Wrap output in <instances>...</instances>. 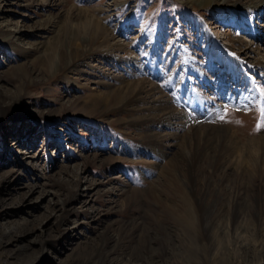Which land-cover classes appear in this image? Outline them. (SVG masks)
<instances>
[{
  "label": "rangeland",
  "instance_id": "rangeland-1",
  "mask_svg": "<svg viewBox=\"0 0 264 264\" xmlns=\"http://www.w3.org/2000/svg\"><path fill=\"white\" fill-rule=\"evenodd\" d=\"M202 1L0 0V264H264V172L195 128L264 132V0Z\"/></svg>",
  "mask_w": 264,
  "mask_h": 264
},
{
  "label": "bare ground",
  "instance_id": "bare-ground-1",
  "mask_svg": "<svg viewBox=\"0 0 264 264\" xmlns=\"http://www.w3.org/2000/svg\"><path fill=\"white\" fill-rule=\"evenodd\" d=\"M210 1L212 0H203L202 2L204 3V5L206 4H210ZM203 5V6H204ZM250 5L248 7V9H258V10H262L261 6H258V5ZM237 10H241V7H237ZM260 19H262L260 17ZM89 24H91L92 28H100V24L99 22L97 21L96 18L94 17H90L89 19ZM262 26V25H261ZM262 27H260L261 29ZM103 29V28H102ZM19 29H15V31H13V33H11V35H16L17 32H18ZM95 31V30H94ZM97 31V30H96ZM101 31V30H100ZM263 31V30H262ZM92 32V31H90ZM100 32H95L94 33V37L92 40H88V42L86 44H83L81 46V50L80 51H75V50H68L67 53H59L58 54V59L54 60L53 61V65H52V68L55 72V74L57 72H60L61 70L66 72H69L71 70H73L75 68V66L80 62V58L82 57H85V54L90 51V50H96L93 48V44H100L98 43L99 39L103 38L102 39V42L104 41V43H106V40L107 38L110 36V34L108 35V33L104 30V33H102V35L99 34ZM262 38V37H261ZM245 40V39H244ZM89 41H92L93 44H90ZM243 42V39L240 40V42ZM101 42V44H102ZM211 55L213 56V54H217L218 52H220L217 47H216V43H213L212 46H211ZM243 50L245 51H249L251 48L250 47H243ZM240 48V49H242ZM241 50V51H243ZM225 60L224 59V63H225ZM227 62V61H226ZM229 62V63H228ZM227 62V66L229 68V70L231 71L230 74L231 76L233 77V79L236 81V79H239L238 77V73H239V70H240V66L238 65V61H235L234 57L231 58V60H228ZM226 64V63H225ZM262 63L259 62V61H256L255 65L258 67H261ZM50 70V69H49ZM245 76V75H244ZM141 82H137V83H134V87L137 88V89H140V85ZM249 84V85H248ZM247 84V88H245L246 90L244 89H241V91L238 93V94H233V93H228L226 95V99H224V102L222 101L221 104L219 106H223V105H230V106H238L240 105V103L244 102V100L246 99V97L248 96H252L253 97V84L250 82H248ZM147 86V85H146ZM143 87V86H142ZM239 88V84L237 86ZM151 88V87H150ZM153 88V87H152ZM157 90V88H156ZM139 91V90H138ZM158 91V90H157ZM147 95H150L152 96V94L155 92V90H149V91H145ZM149 93V94H148ZM140 94V93H139ZM159 94V93H157ZM162 94V92L160 93V95ZM156 95V94H155ZM126 96V95H125ZM131 96V95H130ZM145 96V95H144ZM162 96V95H161ZM115 97V96H114ZM114 97H110L109 95H105L102 97V99L100 100L103 101L104 103H108V104H111L110 106H112L113 104H115L116 102V99H114ZM128 97V96H127ZM126 97V98H127ZM139 100H143V104L145 103V98H142L141 96H139ZM148 97V96H147ZM156 97V96H155ZM163 97V96H162ZM123 98V97H122ZM159 99V98H158ZM130 101V100H128ZM137 101V100H135ZM140 101V102H141ZM148 101V100H147ZM118 102V101H117ZM132 102V101H131ZM151 102V101H150ZM156 104L159 103L160 106L159 108H151L152 105L150 106V108L152 109V112L154 115L150 116H145L146 120L145 122L147 123L146 125L149 126L151 125L150 123L151 122H155L157 125H163L165 124L167 121L169 120H173L174 119V115L172 112V110L170 109V112H167L168 111V103L164 101H158L156 99ZM142 104V103H141ZM152 104V103H151ZM126 105V104H125ZM154 105V104H153ZM163 105H165L163 107ZM142 106V105H141ZM144 106V105H143ZM105 107V106H104ZM130 107V106H129ZM138 107V106H137ZM170 107V106H169ZM122 108V107H121ZM132 108V107H131ZM134 108V107H133ZM148 108V109H150ZM172 108V107H171ZM134 110V109H133ZM120 111V110H119ZM122 111V110H121ZM125 111V110H124ZM147 111V110H145ZM126 112V111H125ZM129 112V111H128ZM136 112V111H135ZM134 115V114H133ZM137 116V115H136ZM139 116V115H138ZM137 116V117H138ZM132 118V117H131ZM130 118V119H131ZM242 120V119H241ZM142 122V121H141ZM136 122L135 121H131V125H135ZM205 128V132L202 133V139L204 141H212L215 145V148L217 149L218 153L222 154L221 156H229V157H235V158H238L240 159L241 157V153H242V156L243 155H251V158L254 159L253 160V163L254 165L260 169L261 171L264 172V132H260L258 135H256L254 138H250V139H247L246 143L245 144H241V141L240 139L238 138V135L237 133L234 131V129H226L224 127H221L219 126V124H210V126H206L204 124H196L195 125V128ZM209 127H211V129H209ZM217 137H216V136ZM169 136H172L171 134ZM168 136V137H169ZM241 145H244V147H247L248 151L247 152H244L242 151L241 149ZM229 148L228 150L226 149V147ZM224 147V148H223ZM244 158V157H243ZM232 160V159H231ZM234 161V160H233ZM246 161V160H245ZM238 165V164H237ZM33 189V188H32ZM31 189V191H32ZM43 194H46V195H50L52 192L50 191H42ZM57 204H60V205H64L63 202H60V203H57ZM6 233H11L10 231H5L4 234ZM247 253V252H246Z\"/></svg>",
  "mask_w": 264,
  "mask_h": 264
},
{
  "label": "snow or ice",
  "instance_id": "snow-or-ice-1",
  "mask_svg": "<svg viewBox=\"0 0 264 264\" xmlns=\"http://www.w3.org/2000/svg\"><path fill=\"white\" fill-rule=\"evenodd\" d=\"M261 115L264 116V110L261 111ZM258 127H259V125H258Z\"/></svg>",
  "mask_w": 264,
  "mask_h": 264
}]
</instances>
